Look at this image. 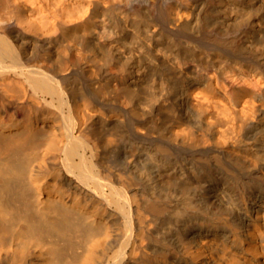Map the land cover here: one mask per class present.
<instances>
[{
  "label": "bare ground",
  "instance_id": "bare-ground-1",
  "mask_svg": "<svg viewBox=\"0 0 264 264\" xmlns=\"http://www.w3.org/2000/svg\"><path fill=\"white\" fill-rule=\"evenodd\" d=\"M0 264H264V0H0Z\"/></svg>",
  "mask_w": 264,
  "mask_h": 264
}]
</instances>
